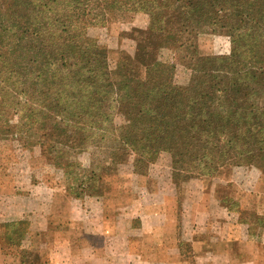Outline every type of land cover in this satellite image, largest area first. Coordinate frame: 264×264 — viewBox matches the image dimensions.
I'll return each instance as SVG.
<instances>
[{"label":"trees","instance_id":"1","mask_svg":"<svg viewBox=\"0 0 264 264\" xmlns=\"http://www.w3.org/2000/svg\"><path fill=\"white\" fill-rule=\"evenodd\" d=\"M122 10L143 12L148 23L132 28L134 55L120 50L111 63L109 48L90 28ZM217 11L230 28L231 52L201 56L199 38L211 33L206 26ZM164 49L189 71L185 83L175 80L177 62L160 59ZM263 54L264 0H0V138L41 145L75 180L69 190L76 198L103 197L101 183L90 180L127 160L117 145L133 151L138 175L169 153L177 189L182 177H217L228 161L263 172ZM126 115L128 123H116ZM90 150L91 168L84 169L78 155ZM209 191V203L234 220L236 204L218 186ZM263 221L239 219L243 233L260 240ZM26 222L3 223L20 229L5 238L14 241L15 233L22 241Z\"/></svg>","mask_w":264,"mask_h":264},{"label":"rangeland","instance_id":"2","mask_svg":"<svg viewBox=\"0 0 264 264\" xmlns=\"http://www.w3.org/2000/svg\"><path fill=\"white\" fill-rule=\"evenodd\" d=\"M220 7H223L221 1L216 9ZM222 15L219 11L213 12L211 25L206 26V31L211 33L200 36L201 56L230 54L232 43L225 33L230 28L223 26L226 18ZM147 23L148 15L143 12L116 11L108 14L104 25L91 27L90 34L109 48L111 63H115L120 50L134 55L136 42L132 38V28H145ZM159 56L163 61L177 62L175 80L178 83L189 79V71L174 58L172 50H161ZM261 61L264 65V54ZM139 76H145L142 65L139 66ZM10 118L16 125L17 116L11 115ZM129 121L128 115L116 118L118 124ZM52 140L53 135L44 140V149ZM117 146L127 160L112 163L113 170L103 173L99 180H90L96 185L101 183L103 197L90 196L87 195L90 192H86L81 198H76L75 193L69 190L73 189L71 185L75 180L42 154L41 145L24 146L11 138H0V264H72V255L77 254V247L84 256L89 254V248L86 244L82 246L80 238L93 237L99 229L115 230L114 236H139L141 232L137 228L141 222L151 233L155 219L158 222L172 220L176 225L172 232L177 245H182L187 256L193 258L194 248L187 239L195 229L191 231L188 225L195 223L203 229L208 218V213L203 211L204 206L201 212L197 205L206 204L212 224L220 225V221H227L225 209L209 203V199L212 200L209 189H216L217 186L221 197L236 204L237 211H232L236 217L227 222L264 218V171L252 167L235 168L228 161L221 166L217 177L207 174L186 181L182 177L177 189L172 180L169 153H161L144 174L138 175L134 173L133 151L123 145ZM90 153L91 150L78 155L84 169L91 168ZM95 164L99 162L95 161ZM19 219L27 221L23 240L19 241L14 233L16 239L8 241L5 233L10 230L13 235L19 225L6 229L3 223ZM220 226L222 228L216 226L210 234L217 231L219 236L224 237L235 230L232 224ZM206 231L204 229L201 233L205 235ZM117 239L109 245L110 250L122 253L126 244L123 239Z\"/></svg>","mask_w":264,"mask_h":264},{"label":"crops","instance_id":"3","mask_svg":"<svg viewBox=\"0 0 264 264\" xmlns=\"http://www.w3.org/2000/svg\"><path fill=\"white\" fill-rule=\"evenodd\" d=\"M197 206L201 208V212L204 206L203 211L208 213V218L203 229L195 223L188 225L191 231L195 229L187 239L194 248L193 258L188 257L179 244L177 245L172 232L176 225L172 220L158 222L155 219L152 221L151 233L144 222H141L137 228L141 233L134 238L125 234L114 236L115 230L100 229L93 237L80 238L82 246L86 244L89 248V254L84 256L80 247H77V254L72 255V264H264V239L251 238L243 233L239 220L232 223L219 222L220 225L232 224L235 227V230L230 229L224 237L219 236L217 231L210 236L203 235L201 232L204 229L212 233L216 226L222 227L209 222L210 211L206 204ZM117 237L126 244L122 253L112 252L109 247L118 240Z\"/></svg>","mask_w":264,"mask_h":264}]
</instances>
